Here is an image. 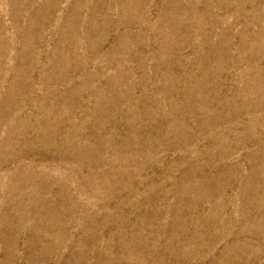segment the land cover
<instances>
[{
    "label": "rangeland",
    "instance_id": "1",
    "mask_svg": "<svg viewBox=\"0 0 264 264\" xmlns=\"http://www.w3.org/2000/svg\"><path fill=\"white\" fill-rule=\"evenodd\" d=\"M0 264H264V0H0Z\"/></svg>",
    "mask_w": 264,
    "mask_h": 264
}]
</instances>
